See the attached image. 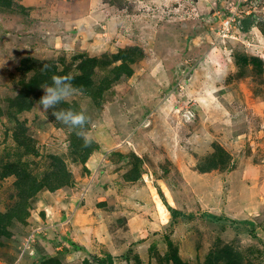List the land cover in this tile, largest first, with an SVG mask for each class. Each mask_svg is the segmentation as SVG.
Segmentation results:
<instances>
[{
    "label": "rangeland",
    "instance_id": "1",
    "mask_svg": "<svg viewBox=\"0 0 264 264\" xmlns=\"http://www.w3.org/2000/svg\"><path fill=\"white\" fill-rule=\"evenodd\" d=\"M53 75L84 90L58 107L88 147L34 107ZM244 162L247 191L218 178ZM161 193L203 218L171 225ZM126 215L125 253L73 242L120 239ZM0 228V264H264V0H0Z\"/></svg>",
    "mask_w": 264,
    "mask_h": 264
},
{
    "label": "crops",
    "instance_id": "2",
    "mask_svg": "<svg viewBox=\"0 0 264 264\" xmlns=\"http://www.w3.org/2000/svg\"><path fill=\"white\" fill-rule=\"evenodd\" d=\"M247 159H250V158L248 157V158H246V160ZM242 165H243V167L240 166V165L237 166L240 169L238 172H232V173H230V172L229 173L228 172H222L219 175L218 178H220V180H223V179L225 180V177H227V180H229V179H231L232 181L236 180L235 182L240 183L241 185L243 183V185L239 186V188H241L242 191L246 190L245 187H247V185H248L246 180L248 178H250V175H252L253 170H255L256 166H255V162H252V164L244 162ZM185 174L190 176L189 178L191 179V181L192 180H197V177L199 176V174H197L195 172L188 173L187 171H185ZM211 175L212 174H207V176H205V178H203V181L206 180V179L215 178V177H210ZM215 176H217V175H215ZM246 177H247V179H246ZM205 182H211V181H205ZM238 190L240 191V189H238ZM171 194L173 196L172 192H171ZM238 194H239V192H238ZM238 196L242 200L244 198H246V195H245V197L244 196L241 197L240 194ZM167 212L169 214L168 210H167ZM135 214H137V213H135ZM131 216H135V215H131ZM79 217H77L78 218L77 220H79ZM136 217L140 218V216H138V215H136ZM134 218L135 217H130L129 215H126V217L124 218L123 222L127 223L128 226L131 225V223L135 222V230L134 231H131V230L129 231L128 230L126 232H122L121 237L119 236L120 239H115L113 242L111 241V243H109L110 241H105V242H108V243H99V241L96 238V236H98V238L100 240L99 233H97V234H93V233L89 234V233L81 232L80 229L77 230L76 228H74V229L70 228L69 232L74 237L73 238V240H74L73 242L74 243H78L79 245H81L80 247L86 249L89 252H92L93 250H96V252H102V250H106V251L111 252L113 255H115V254L119 255V254H123L126 251H128L130 246L134 242H136V240H138V238H137V232L138 231L136 232L138 221L134 220ZM54 221L59 222L58 224L62 225V221H61L60 217H58L57 215L53 216V218L51 219V222H54ZM141 224H144V223H141ZM148 224H154V223L152 222V223H148ZM148 224H146V226H148V229H147L148 231L147 232H149V230H151L150 229L151 226H153V225H148ZM157 225H158V223H157ZM62 226H64L63 228H65V224L62 225Z\"/></svg>",
    "mask_w": 264,
    "mask_h": 264
},
{
    "label": "clouds",
    "instance_id": "3",
    "mask_svg": "<svg viewBox=\"0 0 264 264\" xmlns=\"http://www.w3.org/2000/svg\"><path fill=\"white\" fill-rule=\"evenodd\" d=\"M40 88L43 89V95L34 107L43 113L51 110V115L55 117V120L75 131L76 135L83 139V146L88 147L91 144L89 133L85 128L88 117L83 111L58 107L61 103L68 102L73 96L83 94V88L75 86L69 76L58 75L51 77V84L45 82L40 85Z\"/></svg>",
    "mask_w": 264,
    "mask_h": 264
},
{
    "label": "trees",
    "instance_id": "4",
    "mask_svg": "<svg viewBox=\"0 0 264 264\" xmlns=\"http://www.w3.org/2000/svg\"><path fill=\"white\" fill-rule=\"evenodd\" d=\"M241 22V31L243 32H248L249 31V28L251 25H253L255 22H256V17L255 15H247L246 17H244L241 20H239ZM12 171V174H16V170L17 168L14 166L12 167L11 169ZM161 197L164 201V204L165 206H167V209L168 211L170 212V215H171V225H175L177 223H179L180 221H184V220H193V219H200V218H203L204 215H202L200 212H185L183 210H179V209H176L174 207H172L168 201L166 200L165 196L161 193ZM0 233L1 234H6L7 232L5 231V228H0ZM95 259V262L97 264H105L107 263L109 260L112 259V255H107V257L104 259L100 258V257H94Z\"/></svg>",
    "mask_w": 264,
    "mask_h": 264
},
{
    "label": "built area",
    "instance_id": "5",
    "mask_svg": "<svg viewBox=\"0 0 264 264\" xmlns=\"http://www.w3.org/2000/svg\"><path fill=\"white\" fill-rule=\"evenodd\" d=\"M233 10H231L230 16L226 17V19L223 21V30L226 32H229L231 30V28L233 27V24L236 22V20L238 18V15ZM31 239L33 240L34 237H32ZM28 246H32V243H30V241H29ZM27 248H29V247H27Z\"/></svg>",
    "mask_w": 264,
    "mask_h": 264
},
{
    "label": "bare ground",
    "instance_id": "6",
    "mask_svg": "<svg viewBox=\"0 0 264 264\" xmlns=\"http://www.w3.org/2000/svg\"><path fill=\"white\" fill-rule=\"evenodd\" d=\"M166 196L169 199L170 204L171 205H174L175 204V201H174V199L172 197V194H171V192L169 190L166 193ZM156 200H157L158 208L161 211V214L163 216H167V209H166V206L164 205V203H162L161 199L158 196L156 197Z\"/></svg>",
    "mask_w": 264,
    "mask_h": 264
}]
</instances>
